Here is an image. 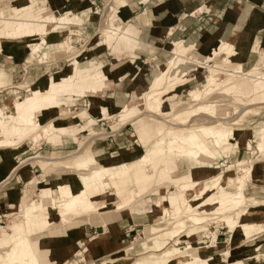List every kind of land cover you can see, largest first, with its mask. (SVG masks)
Listing matches in <instances>:
<instances>
[{
    "label": "crops",
    "instance_id": "0c3cea01",
    "mask_svg": "<svg viewBox=\"0 0 264 264\" xmlns=\"http://www.w3.org/2000/svg\"><path fill=\"white\" fill-rule=\"evenodd\" d=\"M21 1L24 5L31 4V0ZM37 2L39 5L40 1L37 0ZM46 2L48 9L57 17L66 14L80 16L84 20L83 28L80 30L99 32L102 27L110 24L121 32L115 40L107 43L104 42L101 34L96 33V40L91 44L89 56L81 61L76 54H68L64 50L68 38L67 30L50 32L43 49V52L48 54L43 60L48 61L34 62L27 69L25 64L31 53L30 49L26 47L18 51L14 45L12 54L15 60L11 64L6 63L11 71L6 84L12 78L16 82L27 81L30 88L45 90L49 88L53 80L74 73V60L84 65L93 63L97 67L92 75V82L100 92L86 93L85 97L92 98L88 113L94 119L111 116L144 96L146 91L161 78L162 72L174 62L177 45H181L188 51L187 54L191 60L180 63L171 72L172 81L174 78L186 81L176 91H169L168 97L175 94L179 97L183 93L200 90L207 77V80H210L209 70L204 65L215 63V60L222 62L223 57H217L214 60L212 57L223 45H230L233 48L232 66L242 65L247 68L255 63H264V0H46ZM111 9L114 11L110 14ZM109 14L114 15L113 20L104 25L103 21ZM85 39L88 40L87 36L82 37V40ZM0 60L6 61L5 57ZM5 88H0V104L5 102L6 107L12 110L15 102H8L2 98L6 96V91L3 90ZM28 93L27 88L20 94L24 98L23 96L26 97ZM82 94L75 92L73 96ZM60 101L64 103V106L43 114L45 123L52 121L61 123L60 115L65 113L67 104L63 98ZM76 127H80V124L66 127L68 135L73 133ZM160 132L164 131L154 128L152 133L146 125L138 124V135L149 136L144 144L145 149L153 141H151V133L155 138V135ZM127 136L129 137L128 132L124 131L115 138L116 144L97 142L93 148L98 162L114 165L107 168L105 173L99 170L103 177H109V182H102L95 173L86 179L80 178L87 187L99 185L107 188L117 181L124 205L130 202L131 197L138 192L134 187H129L134 184L128 177L123 176L119 179L116 177L127 169L129 171V168L121 163L131 162L142 154L139 146L129 144L130 140ZM250 140L249 131H243L237 135L240 152H249ZM208 142L201 143L207 146V152L203 150L202 155L204 159L210 160L207 156L214 155V152L210 151V148L214 149V147L209 146ZM29 145L20 150L0 152V219L4 218L13 206L21 204L23 194L26 192L24 188L37 178L43 177L57 185H71L79 180L65 184L74 174L46 175L40 167L30 164L21 165L23 161L32 158L25 159L26 154L32 151ZM40 150L52 153L54 146H45ZM63 152L57 151V154ZM187 161L190 165L192 164L194 180L210 179L224 172L222 185L226 186L229 178L236 177V172L222 170V164L200 169L196 168L197 165L193 163V159ZM206 185L210 187L211 184ZM201 189L202 187H199L194 192L199 193ZM172 190L174 191V188ZM247 194L251 198L264 199V160L258 161L254 167ZM113 197L115 196L108 192L95 198L97 203L105 202L107 206L100 207L98 215L87 216L90 219L79 216L64 223L57 211L52 210L50 214L52 225L45 232L33 236H39L37 240L41 249L39 250V247L30 239L32 246L38 253L45 251L44 258L52 264H93L103 259L125 257L126 254L128 255L127 247L131 239L143 233L155 224L157 219L167 214V210L162 209V206L168 201L169 196L159 199L155 203V208L140 198L121 211ZM39 202L42 203L41 200ZM40 203L32 206L34 210H39ZM45 206L42 205V207ZM240 223L241 226L232 233L226 226L220 228L216 244L213 246H211V240L207 241L206 237L201 242L198 236L187 237L192 246H199L198 249L201 250L208 249L202 255L205 259L197 258L194 262L203 259L198 264H237L239 262L264 264V207H252L242 216ZM245 225L257 226V228L248 235L249 233L243 229ZM199 230L203 231V228ZM163 244H167L166 239H153L150 249L159 251ZM83 255L85 258L81 257ZM86 259L94 261L87 263Z\"/></svg>",
    "mask_w": 264,
    "mask_h": 264
},
{
    "label": "rangeland",
    "instance_id": "374dc122",
    "mask_svg": "<svg viewBox=\"0 0 264 264\" xmlns=\"http://www.w3.org/2000/svg\"><path fill=\"white\" fill-rule=\"evenodd\" d=\"M3 2L4 7L6 8L7 6H10L12 0H1ZM36 1V0H33ZM8 4H7V3ZM40 5L43 6L44 4L42 1H40ZM39 9L38 7H36ZM114 10H110V14ZM33 14H37L38 11L32 10ZM108 16L106 20L103 21L104 25L108 21L113 20V14ZM34 16H31L30 18L33 19ZM58 22V21H57ZM84 20L82 19V24ZM103 25V26H104ZM79 27L75 28H60L59 30L65 31L67 30L68 32V38L66 40V44L64 45V50H66V53L68 54H76V56H79V61L83 60L84 57L89 56V50L91 48L92 42H94L95 39V34L99 33L101 36L104 37V42L107 43L108 41L115 40L117 35L121 32L119 29L115 28L113 25H106L105 27H102L99 32H95L93 30H80V28L76 29ZM57 28L53 30V32L59 31ZM117 30V31H113ZM50 33L46 34H41L38 31H35L32 36L29 37V46L28 48L30 49L31 53L26 60V69L29 68L34 62L38 63H43L48 60H43V58H47L46 55H48L46 52H43V49L45 48L46 44V38ZM77 35L78 37L74 38L73 36ZM83 36H87L88 40H82ZM2 37L0 36V48L2 47L3 44H1ZM86 42V43H85ZM81 44H83L81 46ZM177 48V47H176ZM42 52V53H40ZM40 53V54H39ZM234 52H232L230 55H227L228 59H224L225 56H220L223 57L222 62L223 67H226L229 70H233L234 66H232L231 62V57ZM72 56V55H71ZM0 58H4V56L0 55ZM216 58V55L214 53V56L212 57V60ZM211 60V61H212ZM174 63V62H173ZM172 63V64H173ZM216 63V64H215ZM215 63L211 62V66L213 65H219V60H215ZM170 66H173V65ZM210 64H208L210 66ZM0 70L7 67L6 61L0 60ZM205 66H207L205 64ZM84 69L79 68L78 75L81 78L82 82V87L79 86L80 91L83 93L82 95H76V96H71V97H65L66 95H69L71 93L77 92L75 87H68L64 89L65 92L55 94L54 96L50 97L52 101H58L61 102L60 100H64V102L67 104V108L65 109V113H62L60 115L61 119L64 117L65 119L72 120V118H77L78 122L80 124V127H76L75 131L71 134L68 135L67 130L65 129L66 125H64V121L66 120H61L60 124L58 123L57 125L54 126L52 129H47L46 127L43 126H36V128L31 131H29V134L22 136L21 139L22 141L19 142V145L13 146V147H8V148H3L0 149L1 151H6V150H20L23 147L27 146V144H31L29 146L32 147V151L28 152L25 156V159H28L27 161H23L21 165H27L30 164L34 167H40L46 175L55 173H65V174H74L71 176V180L67 181L65 184H69L72 182H75L79 179L81 182V185L83 186L84 190H92L95 188H98V190L103 192L106 189H110L106 191L107 193L112 190L115 191L118 195L117 197H113L114 200L117 201L116 206L118 205V200L120 199V205L118 208L120 211L121 209H124L125 206H131L133 203H135L137 200L140 198L145 200L148 205H151L155 208V203L159 199H164L167 196L170 198H175L176 202L179 206L178 210H174V207L169 206L167 203H164L162 206V209L165 211L167 210V214L162 216L160 219H157L155 224H153L151 227L147 228L143 233L140 235L136 236L135 238H132L130 243L128 244V255L126 254L125 257L129 258L128 262L126 264H137V260H144V258H140L142 256H146L149 252H157V253H164L167 252H172V255H174V259L171 263H167L168 260L164 259L162 261L163 264H198L200 261H203L205 259L202 255L205 253L206 250H201L198 249L199 246H192L189 240H187L186 234H180L175 236L172 234V232H169V229L172 228V225L174 224V216L179 214L181 209L183 208V204L181 200L179 199L180 197V190L179 187L183 185L186 181L184 177L186 176H192V170H191V165L190 162L187 161L189 159H193L196 157H190L184 160H175L174 161V153L165 150L162 151V153H157L155 156H147L143 157L141 159H138L133 165L127 166L128 169L118 175L116 179L122 178L123 176L128 177L132 183L134 184L129 186V187H134L138 193L134 194L131 197L130 202H126L124 205L123 203V198L122 194L119 191L118 183L117 181L113 182L111 186H108L107 188H103L99 185H94L93 187H87L85 186L81 179H86L88 178L92 173H95L98 175L100 180L109 182V177L105 176L103 177L101 175L100 171L106 172V168L104 167H99V166H91V163L89 159H96L93 148L97 144V142H108L109 144H116L115 143V138H117L122 132H128V139L130 140L129 144H132L133 146H139L140 150L142 153L147 152L149 148H151V145L154 143L156 139H158L161 135V132L155 135V138H153V129H161L164 132H170V137L169 141H167V144H174L177 142V139L175 137L178 136H183L188 133H191L193 131H196L199 133L198 128L199 126H208L212 123L211 119H217V118H230L232 119L235 115V112L241 111L242 107L244 105L246 107H251L253 103H260L261 101L264 102V82L259 83L258 85L255 84V95H254V100H252V97L250 98L249 95H247L245 87L250 83L249 80H245V77L242 78L241 76H236V75H228L226 73H217V83L213 84L214 86L216 85L215 89L212 90L211 95L207 97L206 100H204L203 96H201L199 99H195L194 97H190L191 93H183L182 96H170L168 97L169 91L172 90V88H167V84L165 81L162 83H155L152 85L148 91H146V94L140 98H138L136 101L132 102V104H129L127 106V110L130 109L129 106L134 105V110L139 111L143 110V113L149 112L150 115H144V117L141 118L138 124H144L146 127L151 129V141L152 143L146 147L144 144L146 141H143V135H138V124L137 123H131L133 117L132 115H129V112H126V109H122L116 113L111 114V116H105L104 119H94L90 116L88 113L89 108L92 105V98L90 97H85V94L87 92L86 89H89V85H91L92 82V75L96 71V67L93 63H89L88 65L83 64ZM258 69V71H256ZM209 70V69H208ZM252 70V71H251ZM253 70L255 72H253ZM173 71V70H172ZM253 73H251V72ZM244 74H252L253 76H264V63H255L251 66H248L247 68H244L242 66V69L239 71ZM209 73L210 70H209ZM211 75V74H210ZM208 79V77H207ZM206 79L205 83L203 84V87L209 88L208 80ZM186 80H184L185 82ZM210 81V80H209ZM245 81V82H244ZM242 82L245 83L244 86H240L239 89H233V86H235L237 83ZM6 88L3 89L6 92V96L2 97L4 98L5 101H13L15 104L19 101H23L25 98L29 97V94L33 93L36 90H39L38 88H30L28 85L27 81H24V83L21 82H16L12 78L9 79V82H7ZM208 86V87H207ZM203 87H200V90H202ZM29 89L28 95L24 98L21 96V92L23 90ZM176 91V90H175ZM198 91V90H197ZM233 91V92H232ZM236 91L239 93L236 94ZM152 92V93H151ZM174 92V91H173ZM150 96H157V98L164 102L162 105L161 102H158L155 106L156 108L150 107L149 103H147L146 100V95L150 94ZM245 93V94H244ZM62 95V96H61ZM21 96V97H20ZM167 96V97H165ZM237 96V98H236ZM241 99H240V98ZM1 98V99H2ZM18 98H20L18 100ZM239 98V99H238ZM243 98L247 100H243ZM163 99V100H162ZM251 99V100H250ZM43 101H48L49 98L42 97ZM250 101V102H249ZM14 104V105H15ZM251 104V105H250ZM264 104H260V106H263ZM161 106V107H158ZM221 109H218L219 107ZM259 106V105H258ZM256 107L246 113V115H243L240 119H238L236 122L231 121L227 123L226 125L229 127L230 125H233L236 123L237 126L242 127L246 129V131H249L250 138L252 139L253 135L258 133V134H263L264 133V106L263 107ZM132 108V107H131ZM171 109L173 111H171ZM171 111V112H170ZM106 113V110H105ZM148 113V114H149ZM147 114V113H146ZM234 114V115H233ZM150 116V117H149ZM194 116H197L198 119L196 121H192V118ZM80 117V118H79ZM17 122V123H16ZM53 122V121H52ZM186 122V123H184ZM234 122V123H233ZM170 123V124H169ZM184 123V124H183ZM11 124L14 125L15 129H20V127H17L16 125L22 124L21 122H18V120H13ZM190 124L193 126V129L186 128L183 125ZM173 125V126H172ZM123 127V128H122ZM154 127V128H153ZM194 127H196L194 129ZM218 127V125H216ZM223 127V126H222ZM219 128V127H218ZM121 129V130H119ZM28 130V129H27ZM170 130V131H169ZM118 131V132H117ZM254 133V134H253ZM237 135L238 133H235L232 135V137L229 138V143L231 145L230 149L223 150L221 151L217 146L213 145L212 140H208V145L214 149L210 148V151L214 152V155H208L207 157L210 158V161L206 165H204V161L200 160H193L194 164L197 165L196 168H205V167H213L222 164L223 165V170H231L236 172V177H231L229 179L231 180H236V179H242L245 178L246 172H245V167L250 168L251 164L253 161H260L264 160V153L260 154L256 153L254 154L255 148L252 147L251 150H249L248 146V151L247 153H242L238 151V142H237ZM174 136V137H173ZM147 137H149L147 135ZM185 137V136H183ZM61 138V139H60ZM208 139V135L206 136ZM91 142H88V141ZM204 143V141H201ZM212 142V143H211ZM45 146L50 147L54 146V151L52 153L45 152V150H40L44 148ZM206 147L204 144H201V151L200 154L202 155V151H206ZM240 148V147H239ZM26 150H29V148ZM232 150L231 152H229ZM57 151H64L63 153H58ZM253 151V152H252ZM34 153V154H33ZM78 153V154H77ZM259 155V156H258ZM255 156H258V158H255ZM45 157V158H43ZM202 158L203 155H202ZM170 161L175 162V167L174 164L172 166H169L167 163ZM244 162V163H243ZM256 162V164H257ZM88 163L90 165H88ZM102 164L101 162H98ZM255 164V166H256ZM254 166V167H255ZM253 167V169H254ZM188 169V171H187ZM253 171V170H252ZM129 172V174H128ZM186 172V173H185ZM184 173V174H182ZM179 175V176H178ZM252 176V175H251ZM251 180V178H250ZM178 181H183L180 184H177ZM215 182L211 181L210 183H207L208 185L211 184L213 185ZM229 183V180H228ZM227 183V185H228ZM53 184L50 183L49 181L45 180L43 177L41 179L37 178L30 182L28 186L24 188L26 192L23 194L22 199L28 200V207H26V210L24 211L25 216L29 217H34L42 205H47L49 203V200L46 198V192L54 187ZM222 185L221 181V187L219 188H212V191L207 193L205 197L203 198L202 201L197 202L195 205H199L203 202H205L207 199L210 198L214 199L215 197H222L224 195H228L233 190H228V189H223V187H227ZM250 185V183H249ZM223 186V187H222ZM128 187V188H129ZM174 188V191L172 190ZM220 191V195L216 194V190ZM172 190V191H171ZM39 191V192H37ZM215 191V192H214ZM235 191V190H234ZM111 193V192H110ZM213 193V194H212ZM194 194V197L199 194L198 192H188L189 196H192ZM168 199V200H169ZM41 200L42 203L39 201ZM144 201V202H145ZM180 203H179V202ZM35 203H40L39 204V210H34L30 211V208L34 205ZM123 205V206H122ZM166 205V207H164ZM164 207V208H163ZM100 209V208H99ZM205 210L211 211L213 207H207L203 208ZM99 211V210H98ZM98 211L92 212V216L98 215ZM23 214V213H22ZM21 213H12L8 215V217H4L0 219V227H6V229H9L10 226L13 225V223H17L21 221L20 219L24 216H22ZM51 214V213H50ZM18 215V216H17ZM91 215V213L89 214ZM88 214L84 215L83 213L77 214L75 217L79 216H85L87 219H90ZM154 215V214H153ZM161 215V213H160ZM163 215V213H162ZM72 216V215H71ZM195 214L187 215L186 220L189 221L187 223V230L185 233H190L191 235L198 236L200 239V242L202 239L208 237L209 241L211 240V246L216 244L217 240V235L218 231L220 228L226 226L230 233L232 229H230L227 226V219L226 218H218L216 221H211L209 224L203 226L201 224V220L199 217L195 216ZM73 219V218H72ZM66 223V222H64ZM52 225V221H48V224L45 228L48 229L49 226ZM199 228H203L202 230H199ZM50 229V228H49ZM167 229V230H165ZM152 230V231H151ZM252 233H249L248 235H251ZM39 236L37 237H29V240L32 239V241L39 247L38 249L40 250L41 247L39 246V241L37 240ZM159 238L161 240H167V244L162 246V249L159 251L152 250L150 249V246L152 245L153 239ZM18 239V236L12 235V237H8L7 240H4L3 245H0V251L4 252L5 250L11 249L13 247L14 243ZM135 239H138L137 242ZM142 241H140V240ZM207 239V241H208ZM3 240V239H2ZM140 241V242H139ZM136 242V243H135ZM146 243V244H145ZM190 246H187V245ZM185 247H188V252L193 255L194 251H198L199 254H195L192 259L190 260H184L181 262H178L177 260L180 259L183 254H181L180 249L183 250ZM133 248V251H130L129 249ZM192 248L194 250H192ZM191 249V250H190ZM38 250V251H39ZM186 250V251H187ZM45 251L42 250L40 258L42 264H52L50 261L46 260L45 257ZM186 252V253H188ZM207 252V251H206ZM5 253V252H4ZM82 258H85V255L81 256ZM124 258V257H123ZM197 258H203L197 262H194ZM45 259V260H44ZM187 259V258H186ZM116 259H103L101 261L107 262V261H113ZM94 260L92 259H86L87 263L93 262ZM93 264H96L94 262Z\"/></svg>",
    "mask_w": 264,
    "mask_h": 264
},
{
    "label": "bare ground",
    "instance_id": "6f19581e",
    "mask_svg": "<svg viewBox=\"0 0 264 264\" xmlns=\"http://www.w3.org/2000/svg\"><path fill=\"white\" fill-rule=\"evenodd\" d=\"M39 1H42L44 5L41 6L40 3L38 5L37 0L36 1L31 0L30 5H24L21 0H12L10 6H7L5 8L4 7L5 5H3V2L0 0V36L2 37L1 44H3L2 47L0 48V55L5 57L7 64H11L15 60L12 54L13 52L12 46L15 45L18 51H22L26 47L28 48L29 46L28 39L30 36H32V34L35 31H38L40 35L41 34L47 35L48 33L53 32V30H55L56 28L58 30L60 28L64 29L70 27L80 28V24L81 27L83 28V24L81 23L82 18L80 16L73 14H66L64 16L57 17L55 16L54 13H52L48 9L46 0H39ZM36 7H38L39 9H37ZM32 10L33 11L36 10L38 11V13L33 14L31 13ZM31 16H34L33 19L30 18ZM117 30H113V31H117ZM232 52H233V48L230 45H223L221 49L215 53V55L216 58L223 55L225 56L224 59H228V57L226 56L230 55ZM187 53L188 51L186 49H184L181 45H177L176 51L174 52L175 58H174V63L172 64L173 66H170L166 70H164L161 74V78L158 79L156 83L159 82L162 83L165 81L166 83H168L167 88H172V90L174 91L178 89V87L184 83V80H178L177 78H174V81H172L171 72L174 68H177V66L180 63L191 60ZM73 65L75 67L73 74L66 75L57 80H53L49 88H46L45 90L34 91L33 93L29 94V97L25 98L23 101L17 102L12 110H9L6 107L5 102H2L0 104V149L8 148V147L10 148L19 145V142L22 141L21 137L29 134V131H31L32 128L34 130L36 126H43L49 130L54 128V126L58 124L55 122L45 123L43 119V114L54 108L64 106V103L58 101H52L50 99V97L54 96L55 94L65 92L66 90L64 91V89L73 86L75 87L77 92L82 93L80 91L81 89H79V86L82 87V82L77 71H79V68L84 69L83 63L74 60ZM202 65L204 64L202 63ZM222 65L223 63H219V65H214V66H211V64L210 66L207 65L206 67L211 72L210 81H208L209 88L203 87L202 90L190 92L191 93L190 97L199 99L201 96H203L204 97L203 99L206 100L207 99L206 96L209 97L212 93V90H214L216 87V85L214 86L213 84L214 83L216 84L218 81L217 73H226L228 75L241 76L242 78L245 77V80H249L250 83L247 86L245 85V83L239 82L235 86H233V89L235 90V89H239L240 86H244V87L246 86L245 93H247V95H249L250 98L252 97V100H254L255 84L258 85L259 83L264 82V76L263 75L253 76L252 74H249L252 70L248 74L241 73L239 71L242 69V65L234 66L233 70H229L226 67H223ZM256 71H258V69ZM253 72L255 71L253 70ZM10 74H11L10 69L7 67L6 68L3 67L2 71H0V88L6 87L5 85L6 80L9 76H11ZM86 90H87L86 93L97 94L98 92H100L98 87L92 83L91 85H89V89ZM151 93L146 95V98L144 99L147 101V103H149L150 107L155 109L156 108L155 105L158 102H161L162 105L164 104V102L160 101L156 95L150 96ZM237 93L238 92L236 91V94ZM73 94L74 93H71L69 95H66L65 97H71L73 96ZM42 97L49 98L48 100L49 102L43 101ZM19 99L20 98H18V100ZM243 100L245 101L247 99L243 98ZM260 104H264V102L261 101L260 103H253L251 107L250 106L246 107L244 105L245 108L242 107L241 111L239 109V111L235 112V115L233 114L234 117L232 119H230L229 117L222 119L220 118L211 119L212 123L210 125L208 126L201 125L197 127L199 133L193 131L191 133L183 135L185 137L183 136L175 137L177 139V142L172 145L167 144V141L170 140L169 139L170 137H168L170 135V132H162L160 137L154 141V143L151 145V148H149L147 152L142 153L140 156L137 157V159L131 162H123L121 164H124L125 166H130L133 165L138 159L147 157L149 155L152 157L155 156L157 153L161 154L162 151L169 150L174 153V161L184 160L193 156L196 157V159L193 158V160L201 159V161H204V165H206L210 160L202 158V155L200 154V151L202 150L201 143H203L201 141L212 140V142L221 151L223 150L227 151V149L231 148V145L229 143L230 142L229 138L232 137V135L235 133L239 134L240 132L246 131V129L237 126L236 123L230 125L229 127L226 124L231 121L236 122L238 119L243 117V115H246V113H248L249 111L251 112V110L256 108L258 105L260 106ZM129 108L130 109L127 110V106H125L123 109H126V112H129L128 113L129 115H132L133 119L131 123L140 121L141 118L144 117V115H150L149 112H146L147 114L144 112L145 113L144 114L143 110H139L137 113H135V110L133 109L134 105L129 106ZM64 117H62L63 119H61L60 117V120H66L64 121V125L73 126V127L79 125L77 118H72V120H68L65 119ZM197 119L198 117L194 116V118H192V121L194 122ZM13 120H18V122L22 121V124L16 125L17 127H20V129L14 128V125L11 124ZM216 125H218L219 128L216 127ZM183 126L186 128L193 129V126H191L190 124ZM195 128L196 127H194V129ZM207 135H208V139L206 138ZM142 140L143 141L147 140L146 134L143 135ZM88 142L91 141L89 140ZM248 146H249V150H251V147L255 148L254 154L259 152L263 154L264 133L254 134ZM238 150L241 151L239 148V144H238ZM231 151L232 150H230L229 152ZM89 161L91 163V166H99V167H104L106 169L109 168L110 166H114L108 163L100 164L98 163L97 159L94 158L89 159ZM174 161H170L167 164L169 166H172L174 164L175 167ZM256 162L257 161H253L249 169L245 167L246 169L245 178L239 180L229 179V183L227 187H225L224 189L233 190V192H231L228 195H224L222 197L220 196L215 197L214 199L211 200L209 198L205 202L199 205H195V204L197 202L202 201L205 195L212 191V188H216V187L219 188V186L221 187V181L224 178V172L210 179L200 178L194 180L193 176H186L184 177V179H186V181L188 182H185L183 185H181L183 181H178L177 184L181 185V187H179L180 190L179 199L183 204V208L181 209L179 214L174 216L175 217L174 224L172 225V228L169 229V232H172V234H174L175 236L180 234H186V236L188 237L193 236L190 233H185L188 226L187 223L189 222L186 220L187 218L186 216L191 214L192 215L195 214V216L199 217V219L201 220V224L203 226L209 224L211 221L212 222L216 221V219L218 218H226L228 221L227 226L230 229H232L231 233L237 230L241 226L240 222L242 216L244 214H247L252 207H264V199L251 198L247 194L249 183H251L250 178L252 175V170ZM88 165L90 164L88 163ZM211 181H214L215 183L213 185H209L210 187H208L206 184L210 183ZM199 187H202V189L200 190L199 194H197L195 197L194 195L192 196L188 195V192L195 191ZM108 190L110 189H106L103 192H101V190L99 191L98 188H95L86 191L84 190L79 180L71 185H59V184L54 185V187L50 188L46 192V198L49 200V203L45 207H41L38 213L34 217L25 216L24 211L26 210V207H28L27 205L28 200L27 198L22 199V202L19 206H13L11 211L6 213V215L7 214L10 215L12 213H21V214L23 213L22 216L23 215L24 216L20 219L21 221L17 223H13V225L10 226L9 229H6V227L0 228V245H3L4 240H7L8 237H12V235L18 236V239L14 243L13 247H11V249L5 250L4 251L5 253L3 251L2 252L0 251V264H42L40 258L41 253H38L34 249V247L32 246L29 240V237H33L45 232V228L48 224V221L51 220L50 213L52 212V210H56L58 215L61 217L62 221L66 223L70 222L72 218H76L75 216L80 212L83 213L84 215L87 214L89 215L91 213V215L89 216H92V214H94L92 212L98 211L100 207L107 206V203L105 202L102 204L97 203L95 201V198L106 194L107 193L106 191ZM110 192L111 195L118 198V195L115 191L112 192L111 190ZM216 194L218 195L221 194L218 189L216 190L215 195ZM117 200H118L117 206H121L120 199ZM175 202H176L175 198L173 199L170 198L165 203H167L171 207H174V210H178L179 206ZM164 207H166V205ZM207 207H213V209L211 211L203 209ZM30 211H34V207H31ZM256 228L257 226H250V225L243 226V229L246 231V233H250L252 230H255ZM135 240L137 242L138 239ZM187 246L190 245L188 244ZM187 249L188 247H185L183 250L180 249L181 254L183 253L184 254L180 256L181 258L177 260L178 262L184 260H190L193 258L195 254L201 255L198 253V251H194L192 255L190 254V252H188ZM129 250L133 251V248H130ZM192 250L194 249L192 248ZM165 251H163V253L160 254L157 252L156 253L149 252L146 256L140 257V258H144V260L141 259L137 260L136 263L163 264L162 261L164 259L168 260L167 263H171L174 259H176L174 258V255H172V252L169 251L167 253H164ZM128 259L129 258L124 257L107 262L98 261L96 264H126L128 262ZM237 264H244V262H239Z\"/></svg>",
    "mask_w": 264,
    "mask_h": 264
},
{
    "label": "built area",
    "instance_id": "2783aa9c",
    "mask_svg": "<svg viewBox=\"0 0 264 264\" xmlns=\"http://www.w3.org/2000/svg\"><path fill=\"white\" fill-rule=\"evenodd\" d=\"M207 239H208V237H207Z\"/></svg>",
    "mask_w": 264,
    "mask_h": 264
}]
</instances>
